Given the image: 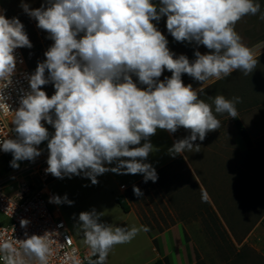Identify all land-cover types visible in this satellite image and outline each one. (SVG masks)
Instances as JSON below:
<instances>
[{"label": "clouds", "instance_id": "obj_1", "mask_svg": "<svg viewBox=\"0 0 264 264\" xmlns=\"http://www.w3.org/2000/svg\"><path fill=\"white\" fill-rule=\"evenodd\" d=\"M21 7L53 44L30 75V91L14 111L11 123L16 138L0 140V150L12 154L13 168H19L20 161H34L41 155L38 146L48 141L45 171L56 178L83 173L95 185L99 175L111 171L142 174L145 183H155L158 174L145 162L155 150L150 137L158 130L175 133L183 128L190 134L174 141L169 153L174 157L186 150L198 152L200 145L194 142L220 128L217 114L237 118L236 105L242 102L240 97L216 95L209 104L200 98L202 86L236 71L248 75L258 63L235 30L245 16L261 13L256 0H47L40 8L26 3ZM162 17L177 42H195L208 51H195L194 60L176 56L153 23ZM260 19L264 20V13ZM24 47H32L24 25L0 9V109L9 108L3 90L16 70L15 50ZM165 70L171 76L160 80ZM184 74L201 87L186 85ZM133 76L145 87H139ZM49 83L55 89L51 97L42 90ZM44 122L55 129L51 136ZM113 163L115 167L105 166ZM133 194L143 195L135 185ZM50 202L73 203L67 196H54ZM103 214L95 209L79 214L84 243L96 257L89 264H106L115 245L150 231L143 225L104 223ZM27 223L22 220L21 226ZM22 246L40 264H47L46 236L34 234ZM0 250L14 249L4 243Z\"/></svg>", "mask_w": 264, "mask_h": 264}, {"label": "rangeland", "instance_id": "obj_2", "mask_svg": "<svg viewBox=\"0 0 264 264\" xmlns=\"http://www.w3.org/2000/svg\"><path fill=\"white\" fill-rule=\"evenodd\" d=\"M0 2L9 19L17 17L24 25L32 47L21 49L28 68L34 73L37 64L46 59L44 53L53 44V41L46 31L37 27V21L23 11L21 4L26 3L30 8L35 9L40 8L41 5H47V0H0ZM256 2L261 5V13H264V0H256ZM154 3H158V0H155ZM261 13L256 16H245L235 26L242 42L253 50L258 61L254 71L248 75L236 71L221 80H210L202 86L203 90L200 92V98L209 104H212L210 97L214 98L216 95H223L229 99L232 97L242 99V102L236 105L237 117L247 129L252 146L247 150L242 138L238 136V147L243 152L236 153V165L232 166L227 179L222 178L221 170H219L218 189L220 194L218 199L222 219L220 218L219 221L217 237L213 231L212 242L203 239L202 243L197 245L199 260L196 264H264V20L260 19ZM153 23L165 35L170 51L176 56L183 54L190 60H194L195 51H200L202 54L208 51L204 46H198L195 42H177L167 30L166 17H162L159 21H153ZM170 76L171 73L165 70L159 79L164 80L165 77ZM133 80L139 87H145L139 84L137 77L133 76ZM182 80L186 85L192 84L193 88L201 87L200 82L195 81L187 74L182 76ZM42 90L49 97L55 92L51 83L43 86ZM217 118L224 127L233 126L231 117L227 114H217ZM44 126L51 136L53 134L52 125L44 122ZM47 144L48 141H44L38 146L41 155L34 161L18 162L19 168L9 169L10 161L13 159L11 153L0 156V179L10 174H21L36 186L48 189L49 202L54 196H59L62 199L67 196V200L72 201V204L50 202L52 209L60 213L67 222L78 247L91 251L84 243L78 219L81 212L89 210L75 202L82 195L101 194L107 190L106 183L100 180V176L97 177L98 184L93 185L83 173L79 176L56 178L54 176L47 177L39 169L34 170L30 164L42 160L47 161L49 155ZM4 221L5 218L0 215V223ZM226 225L238 242H240L241 234L250 228L251 236L248 242L234 244L225 228ZM241 227L244 229L242 230ZM95 259L94 256L91 258V260ZM106 264L154 263L150 258L138 259L133 254H128L124 256L109 255ZM170 264H178V262L174 261Z\"/></svg>", "mask_w": 264, "mask_h": 264}, {"label": "crops", "instance_id": "obj_3", "mask_svg": "<svg viewBox=\"0 0 264 264\" xmlns=\"http://www.w3.org/2000/svg\"><path fill=\"white\" fill-rule=\"evenodd\" d=\"M189 134L180 128L175 133L158 130L150 137L155 150L145 162L150 163L158 174L155 183H145L142 174L122 175L109 171L99 175L107 190L76 199L75 203L89 211L103 212L101 221L104 223L129 228L143 225L150 229L148 232L140 231L128 243L115 245L109 255L133 254L138 259L150 258L154 264L157 261H162V264L174 261L196 264L199 260L197 245L203 239L212 242L213 231L217 237L222 219L218 199L219 170L222 178L227 179L232 166L236 165V153L243 152L238 147L239 135L234 126L221 125L216 131L209 132L202 142H194L200 145L198 152L186 150L183 155L173 157L169 149L174 141ZM105 166L111 168L116 165ZM134 185L141 189V197L133 194ZM118 197L129 207L128 213L117 203ZM67 227L69 229L68 224ZM225 228L234 244H244L251 236L248 228L238 242L227 225Z\"/></svg>", "mask_w": 264, "mask_h": 264}, {"label": "built area", "instance_id": "obj_4", "mask_svg": "<svg viewBox=\"0 0 264 264\" xmlns=\"http://www.w3.org/2000/svg\"><path fill=\"white\" fill-rule=\"evenodd\" d=\"M0 9L8 15L0 2ZM17 66L12 83L3 90L8 109H0V140L16 138L15 125L12 124L14 111L20 107L21 98L30 91L29 77L32 74L27 66L21 48L15 50ZM0 150V156L6 155ZM47 177V161L30 164ZM45 188L33 184L21 174H10L0 179V215L5 218L0 223V246L4 243L13 245V251L0 250V264H40L39 259L26 252L22 242L32 235L46 236L49 244L47 264H88L93 257L90 250H82L76 244L63 217L52 209ZM26 220V226L21 221ZM264 221V217H263Z\"/></svg>", "mask_w": 264, "mask_h": 264}, {"label": "trees", "instance_id": "obj_5", "mask_svg": "<svg viewBox=\"0 0 264 264\" xmlns=\"http://www.w3.org/2000/svg\"><path fill=\"white\" fill-rule=\"evenodd\" d=\"M231 121H232L233 126L235 128V131L237 132V134L239 136H241L243 138L246 146L247 147H251L252 146V142H251L250 136H249V134L247 132V129L242 124L241 120L239 119V117L231 118ZM54 131H55V129L53 128V134H54ZM9 169H13V167L9 166ZM117 203L119 204V206L122 208V210L124 212H126V213L129 212V207L122 201V199L120 197L117 198ZM156 264H162V261H157Z\"/></svg>", "mask_w": 264, "mask_h": 264}, {"label": "bare ground", "instance_id": "obj_6", "mask_svg": "<svg viewBox=\"0 0 264 264\" xmlns=\"http://www.w3.org/2000/svg\"><path fill=\"white\" fill-rule=\"evenodd\" d=\"M46 192L49 194V191H48V189H46Z\"/></svg>", "mask_w": 264, "mask_h": 264}]
</instances>
